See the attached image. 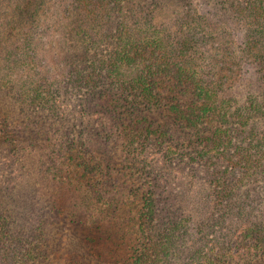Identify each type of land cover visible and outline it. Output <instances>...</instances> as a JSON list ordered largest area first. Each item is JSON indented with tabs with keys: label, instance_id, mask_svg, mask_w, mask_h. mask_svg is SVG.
I'll use <instances>...</instances> for the list:
<instances>
[{
	"label": "trees",
	"instance_id": "16d2710c",
	"mask_svg": "<svg viewBox=\"0 0 264 264\" xmlns=\"http://www.w3.org/2000/svg\"><path fill=\"white\" fill-rule=\"evenodd\" d=\"M0 169V264H92L73 183L114 264H264V0H0Z\"/></svg>",
	"mask_w": 264,
	"mask_h": 264
},
{
	"label": "rangeland",
	"instance_id": "374dc122",
	"mask_svg": "<svg viewBox=\"0 0 264 264\" xmlns=\"http://www.w3.org/2000/svg\"><path fill=\"white\" fill-rule=\"evenodd\" d=\"M178 5L177 4H169L167 10L161 14L162 18H167L169 16V12L177 10ZM42 13V11L40 12ZM48 14H45V16H42L43 19H45ZM56 49H55V55L56 56H61V43H59V40H56ZM0 169V173H1ZM81 174V173H80ZM78 174V175H80ZM85 183H73L74 189H77L78 191H81V197L77 198L76 200L79 202V210L77 212L72 211L70 212L71 214L75 215L78 217L80 215V223L82 226L83 224V217L84 211L92 213V216L97 219V223H92L87 226L86 231L83 232L79 227L78 224H73L68 218V221L64 224H62L60 227L57 226L56 232H61L64 234V239L65 242L63 244L64 247V253L66 256H69L71 254L78 256L81 255L80 253H84L86 250V245L88 243V240L85 236L86 232L91 233L92 235L96 234L98 238H102L101 241L96 240V243L94 245H91L88 243L87 245V251L91 254V260L92 264H114L113 261L114 259H118L116 255L120 254L121 252L117 250V248L113 245V231L117 229L116 225L120 223V221L126 219L129 217L130 213L133 215L137 214V211L139 209V201L137 198L134 197H126V200H128L130 206H124L121 205L120 211L117 213H113L114 210V205L109 206H95L93 203H95L96 197L95 196H89L87 193V186L84 185ZM47 188L50 187V191L47 192V194L54 195L53 191H59V195L65 198L64 200H60L61 204L64 205H69L72 204L71 206L74 207V200H72L70 197L69 192L62 187L61 184L59 183H43ZM50 195V196H51ZM21 197V196H20ZM20 197L17 200V203H13L14 207L16 206V209H21L22 201L20 200ZM68 197V198H67ZM76 197V196H75ZM21 202V204H20ZM33 202H35L34 199H31L25 204V208L23 211H27L31 208H33ZM77 202V203H78ZM82 207V208H81ZM72 220V219H71ZM83 220V221H82ZM71 222V223H69ZM77 228V230H75ZM112 234V235H111ZM111 235V238L108 240L105 239ZM57 236V235H56ZM106 240V241H104ZM89 246L91 248L89 249ZM91 250V252H90ZM48 256L50 257L51 261L57 257V249L54 247L49 248V254ZM118 263H120L118 261Z\"/></svg>",
	"mask_w": 264,
	"mask_h": 264
}]
</instances>
